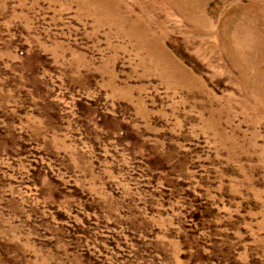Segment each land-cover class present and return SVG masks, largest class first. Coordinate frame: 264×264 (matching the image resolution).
I'll use <instances>...</instances> for the list:
<instances>
[{"label": "rangeland", "instance_id": "obj_1", "mask_svg": "<svg viewBox=\"0 0 264 264\" xmlns=\"http://www.w3.org/2000/svg\"><path fill=\"white\" fill-rule=\"evenodd\" d=\"M0 264H264V0H0Z\"/></svg>", "mask_w": 264, "mask_h": 264}]
</instances>
